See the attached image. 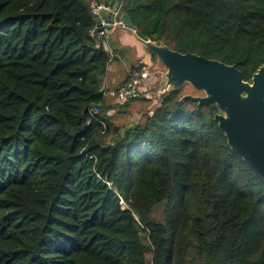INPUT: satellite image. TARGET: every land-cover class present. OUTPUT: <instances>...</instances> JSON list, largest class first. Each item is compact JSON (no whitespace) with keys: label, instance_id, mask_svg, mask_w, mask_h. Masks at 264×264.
<instances>
[{"label":"trees","instance_id":"trees-1","mask_svg":"<svg viewBox=\"0 0 264 264\" xmlns=\"http://www.w3.org/2000/svg\"><path fill=\"white\" fill-rule=\"evenodd\" d=\"M114 1L152 43L264 65V0ZM100 31L90 0H0V264H264V181L217 108L184 85L118 126Z\"/></svg>","mask_w":264,"mask_h":264},{"label":"water","instance_id":"water-1","mask_svg":"<svg viewBox=\"0 0 264 264\" xmlns=\"http://www.w3.org/2000/svg\"><path fill=\"white\" fill-rule=\"evenodd\" d=\"M110 5L115 7L116 2L112 0ZM119 19L143 50L165 68L163 92L179 90L184 85L201 92L202 96L183 95L180 101L194 102L197 107L215 106L214 121L231 151L264 181V65L247 82L235 65L192 53L181 54L152 43L136 30L125 12L120 11ZM106 20L110 22V15Z\"/></svg>","mask_w":264,"mask_h":264},{"label":"rangeland","instance_id":"rangeland-1","mask_svg":"<svg viewBox=\"0 0 264 264\" xmlns=\"http://www.w3.org/2000/svg\"><path fill=\"white\" fill-rule=\"evenodd\" d=\"M109 37L112 41L111 45H106L105 48L110 53L111 61L113 62L111 64L116 65L117 63V65L114 73L107 76L112 84L107 82V80L103 83L104 91H116V88L127 79L132 68L142 65L143 68L147 66L151 70V76L146 82L145 91L142 90L140 92V97L147 98L148 102H142L138 98V100L135 99L136 101L127 104V108L125 107L124 109L120 107L121 104L111 102L112 107H116L113 112L108 113L113 122L118 126H126L130 122H132L130 125H134L141 121V114L147 113L148 108L153 110L159 105L160 96L164 93V75L166 70L157 58L151 59V56L143 50L142 45L130 31H124L119 28L113 31ZM145 54L148 56L147 62L143 61ZM184 93L185 95L202 96L201 92L195 91L189 85L186 86ZM122 209H126L123 204Z\"/></svg>","mask_w":264,"mask_h":264},{"label":"built area","instance_id":"built-area-1","mask_svg":"<svg viewBox=\"0 0 264 264\" xmlns=\"http://www.w3.org/2000/svg\"><path fill=\"white\" fill-rule=\"evenodd\" d=\"M120 4L117 2L115 7L110 5V2L105 0H90L91 13L97 18L101 31L99 36L106 37V35L116 29H125L124 24L119 19L121 11ZM110 15V22L106 20V16ZM126 30V29H125ZM151 70L149 67L134 69L129 74V79L125 84L114 91L105 90L103 97L110 99L111 102L117 104H125L128 101L138 99L140 92L145 91L146 82L150 79ZM91 113L96 115L99 113V106H94Z\"/></svg>","mask_w":264,"mask_h":264},{"label":"crops","instance_id":"crops-1","mask_svg":"<svg viewBox=\"0 0 264 264\" xmlns=\"http://www.w3.org/2000/svg\"><path fill=\"white\" fill-rule=\"evenodd\" d=\"M122 30L127 31V30H125V29H122ZM113 31H115V30H113ZM113 31L110 32V33H108V34L106 35V39L108 40V46L111 45V42H112V41L110 40L109 35L112 34ZM147 60H148V56H146V54H145V55L143 56V61L147 62ZM114 62H115V61H114ZM111 63H113V62L111 61L110 64L108 65V68H107V72H106V75H105L104 82H105L106 80H107V82H110V81L108 80L107 76L112 75V74L114 73V69H116V65H117V63H116V65H115V64H111ZM127 78H128V76H127ZM110 83H111V82H110ZM111 84H112V83H111ZM109 113H110V112H109ZM108 115H110V114H108Z\"/></svg>","mask_w":264,"mask_h":264}]
</instances>
